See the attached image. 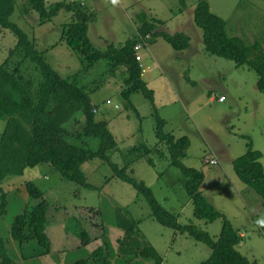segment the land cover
<instances>
[{"label":"rangeland","instance_id":"374dc122","mask_svg":"<svg viewBox=\"0 0 264 264\" xmlns=\"http://www.w3.org/2000/svg\"><path fill=\"white\" fill-rule=\"evenodd\" d=\"M61 1L84 4L86 17L90 19L88 35L101 51L111 44L122 47L134 38L140 27L138 14L144 12L165 21L159 31L184 32L190 36L191 46L182 51L175 50L163 37L142 40L139 56L143 78L154 90V104L141 92L132 94L130 101L125 100L121 76L124 68L110 73L105 64L83 71L86 59L62 37L64 25L73 20L72 13L62 10L41 25L36 10L25 12L28 0H16V11L11 17L62 77L80 72L84 75L82 83L89 84L86 89L98 106L97 119L108 121L118 140V149L110 153L113 161L123 168L132 148L159 144L167 152L165 158L156 153L146 155L136 160L128 173L150 186L159 202L178 216L180 224H194L218 239L224 219L209 222L195 215L186 187L188 179L172 164L167 147L159 143L157 119L165 120L166 133L177 139L189 137L191 145L183 158L184 164L204 172L202 192L244 234L238 250L251 264H264V200L239 178L233 165L235 159L247 153L249 141L263 152L264 165V92L257 87L259 74L248 65L237 66L233 60L206 51L204 32L194 20L200 0H185L186 6L182 0H46V4ZM208 1L212 11L225 19L230 36L240 37L247 44L261 42L264 46V0ZM17 42L14 32L0 26V64L14 57L10 54ZM21 73L33 78L36 86L42 79L40 69L30 60L22 66ZM94 88L99 89L91 91ZM6 125L0 118V140ZM79 129L80 125L72 128ZM98 146L99 141L94 139L92 147ZM150 159H154L155 166ZM211 159L216 163L207 162ZM83 169L91 187L69 181L46 163L27 168L23 175H10L3 182L9 204L8 212L0 220V236L17 264H74L92 258L100 246L111 264H203L211 257L213 250L208 244L158 222L147 197L131 183L116 177L108 162L95 158L86 162ZM30 180L44 191L51 205L48 233L53 252L25 260L20 244L11 236V227L27 205L36 203L25 187ZM77 216L88 222L89 229H98L95 234L102 228L105 234L88 247L65 251L72 243L70 238H77L73 234ZM146 246L153 249L155 257L142 255ZM1 261L0 256V264ZM102 262L100 258L92 259L93 264Z\"/></svg>","mask_w":264,"mask_h":264},{"label":"trees","instance_id":"16d2710c","mask_svg":"<svg viewBox=\"0 0 264 264\" xmlns=\"http://www.w3.org/2000/svg\"><path fill=\"white\" fill-rule=\"evenodd\" d=\"M182 4L186 6V1L182 0ZM32 9L39 13L41 25L47 24L62 10L72 13V22L64 25L63 39L73 51L86 59L87 65L83 71L89 72L105 64L110 73L124 68L125 71L121 75L125 84L122 96L127 101H130L132 94L141 92L156 104L154 90L144 80V69L138 59V46L142 44V40L151 36L163 37L177 51L186 50L191 46L189 35L184 32L171 34L159 31V26L165 21L152 18L144 12L138 14L140 27L134 38L129 39L122 47L111 44L105 51H101L93 45L88 35L90 19L86 17V7L82 2L61 1L48 6L46 0H28L24 10L28 13ZM15 11L16 0H0V26L14 32L18 39L10 54L14 57L10 58L11 61L7 58L0 64V118L7 122L0 140V220L8 212V192L2 186L8 176L23 175L27 168L46 163L69 181L91 187L83 166L86 162L99 158L114 168L116 177L131 183L147 197L153 217L158 222L182 233H188L212 248L211 257L203 264H251L248 257L238 250L243 235L202 192L204 172L188 167L183 162L191 145L189 137L177 139L175 135L166 133L165 120L160 117L157 119L156 134L159 143L167 147L172 164L179 167L187 177L186 187L195 207V215L209 222L224 219V227L218 239L194 224H180L178 216L159 202L150 186L128 173V169L136 160L146 155L156 153L160 158H165L167 152L164 148H159V144L153 147L142 145L132 148L131 157L125 160L123 168L113 161L110 153L118 149V140L109 128V122L97 119L98 106L86 89L89 84L82 83L84 75L80 72L68 78L62 77L44 54L38 51L28 34L11 20ZM194 20L204 32L206 51L211 55L233 60L237 66L248 65L259 74L257 87L264 92L262 43L247 44L240 37L230 36L225 19L212 11L208 0L198 2ZM27 60L35 63L41 71L42 79L38 86L34 84L33 78L21 73V68ZM133 107L137 111L134 105ZM77 125H80L81 129L72 130ZM94 139L99 141L98 148L92 147ZM262 157L263 152L256 150L253 141H249L247 153L235 159L233 165L239 178L264 200ZM150 163L155 166L154 159H150ZM25 187L30 198L36 200V203L27 205L24 211L14 218L11 236L20 244L23 259L32 260L53 252L52 239L48 233L51 205L45 198L44 191L33 181H27ZM75 222L76 226L72 231L77 238H70L72 243L66 246L65 251L84 248L105 234V228L95 234L98 229H89L88 222L83 221L80 216H77ZM103 222L101 219L104 227ZM134 226L137 227V222ZM130 233L131 230L127 234L128 237ZM104 251L100 246L93 252L92 258L82 259L74 264H93L92 259L98 258L103 260L102 264H111ZM141 253L144 257H155L153 249L149 246ZM0 256L1 264H17L9 255L7 242L1 236Z\"/></svg>","mask_w":264,"mask_h":264},{"label":"built area","instance_id":"2783aa9c","mask_svg":"<svg viewBox=\"0 0 264 264\" xmlns=\"http://www.w3.org/2000/svg\"><path fill=\"white\" fill-rule=\"evenodd\" d=\"M141 48H142V45H139V46H138V50H140ZM138 59H141L139 55H138ZM220 100H221V101L224 100V97L222 96V97L220 98ZM207 162L210 163V164H215V163H216V160H215V159H211V160H208Z\"/></svg>","mask_w":264,"mask_h":264},{"label":"crops","instance_id":"0c3cea01","mask_svg":"<svg viewBox=\"0 0 264 264\" xmlns=\"http://www.w3.org/2000/svg\"><path fill=\"white\" fill-rule=\"evenodd\" d=\"M143 74H144V72H143ZM242 235H244V234H242ZM88 247V246H87ZM82 249V248H81ZM127 251H128V249H126ZM71 251H75V250H71ZM129 251H130V249H129ZM47 256H49V255H47ZM45 257V256H44Z\"/></svg>","mask_w":264,"mask_h":264},{"label":"clouds","instance_id":"9594fccd","mask_svg":"<svg viewBox=\"0 0 264 264\" xmlns=\"http://www.w3.org/2000/svg\"><path fill=\"white\" fill-rule=\"evenodd\" d=\"M141 45H142V44H141ZM141 49H142V48H141ZM141 49H140V50H141ZM140 50H139V52H138V53H140ZM140 60H141V59H140Z\"/></svg>","mask_w":264,"mask_h":264}]
</instances>
